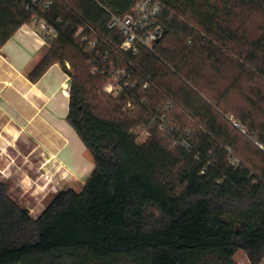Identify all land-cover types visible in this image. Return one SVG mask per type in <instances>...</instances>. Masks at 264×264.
I'll list each match as a JSON object with an SVG mask.
<instances>
[{"label": "trees", "instance_id": "obj_1", "mask_svg": "<svg viewBox=\"0 0 264 264\" xmlns=\"http://www.w3.org/2000/svg\"><path fill=\"white\" fill-rule=\"evenodd\" d=\"M137 1L105 4L127 13ZM161 1L166 33L154 52L134 57L157 87L136 93L132 113L124 110L129 96L103 92L74 38L85 24L117 38L98 3L39 0L29 9L24 0H0V49L34 17L56 27L30 79L55 63L70 74L68 121L95 162L81 191H57L37 218L14 197L11 182L0 180V264H239L245 255L250 264L263 261L262 92L254 91L257 99L245 82H264V25L257 35L247 28L248 19L264 16V0ZM234 92L247 105L232 102ZM169 100V115L191 132L192 151L151 123L149 108ZM142 125L150 131L143 143ZM246 138L255 158L239 154Z\"/></svg>", "mask_w": 264, "mask_h": 264}, {"label": "crops", "instance_id": "obj_2", "mask_svg": "<svg viewBox=\"0 0 264 264\" xmlns=\"http://www.w3.org/2000/svg\"><path fill=\"white\" fill-rule=\"evenodd\" d=\"M50 50V42L26 24L0 49V180L13 181L33 202L63 188L81 191L95 168L68 121L70 74L55 63L38 81L30 79ZM44 172L54 173L55 181Z\"/></svg>", "mask_w": 264, "mask_h": 264}, {"label": "built area", "instance_id": "obj_3", "mask_svg": "<svg viewBox=\"0 0 264 264\" xmlns=\"http://www.w3.org/2000/svg\"><path fill=\"white\" fill-rule=\"evenodd\" d=\"M38 1L24 0V5L30 9ZM94 1L111 17L107 28L117 32V38L110 40L88 24L78 26L74 38L87 54L91 72L103 79V92L114 98L129 96L124 110L136 113V93L157 85L139 67L134 57L143 49L154 52L155 43L164 37L166 33L164 4L161 0H139L127 13H120L119 10L108 7L105 0ZM50 4L51 1L44 5L49 7ZM57 22L61 23V20ZM26 25L36 28L38 34L48 41L58 36L56 27L45 18L34 17L33 21ZM141 104H144V101ZM172 105L173 101L169 100L158 111L149 108L151 123L157 124L158 129L170 137L175 145L192 151L194 143L190 140L191 132L188 129L183 130L168 113ZM137 134L138 140L143 143L150 136V131L147 126L142 125ZM233 162L236 164L237 160ZM42 175L47 181H51L54 173L44 172Z\"/></svg>", "mask_w": 264, "mask_h": 264}, {"label": "rangeland", "instance_id": "obj_4", "mask_svg": "<svg viewBox=\"0 0 264 264\" xmlns=\"http://www.w3.org/2000/svg\"><path fill=\"white\" fill-rule=\"evenodd\" d=\"M247 21H248L247 28L249 29V32L250 33L252 32L254 35H257L258 33H260V30H259L260 25H264V16H261V17L255 16L254 18H250ZM67 63L69 64L67 66L68 70L70 72H72L73 67H72L71 63L70 62H67ZM71 82H72V80H70V88H71V84H72ZM245 85L247 86V88H249L250 90L253 91L252 94H254L256 98H257V95H256L257 93H255L254 91L262 92V94H261V98H262L261 105H262V109H263V113H262L263 117L261 116L260 121L261 120L264 121V82H261V81L248 82V81H246ZM230 98H231L232 102H234L236 105H241V104L247 105L244 103L245 100H243V98L237 92L232 93ZM259 98H260V96H259ZM195 125H196V122H195ZM248 140H251V139H248ZM247 143L248 142H247V138H246V139H242V141L238 145V147L240 149L239 154L241 155V157L251 156V154L253 153V152L249 151V147H248ZM229 152L231 155H233V157L238 158V154L234 151V149L232 147H231V149H229ZM251 157H254V156H251ZM51 181H55L54 176H53ZM10 182H11V190H12L14 197L19 201V203L22 206L29 209V211L33 217L38 216V212L40 211L39 209H42V206L46 207L47 203L49 202L51 197L54 195V194H52L51 196H49L47 198H41L39 200H36V202H33L31 200H26L25 198H23L22 193H20V194L18 193L19 189L15 187L16 184L13 183V181H10ZM43 189L44 190L46 189L45 186ZM50 189L51 188L49 187L48 190H50ZM239 264H250L249 258L245 255L243 258L240 259ZM262 264H264V259H263Z\"/></svg>", "mask_w": 264, "mask_h": 264}]
</instances>
